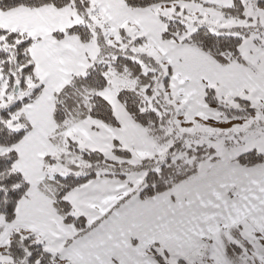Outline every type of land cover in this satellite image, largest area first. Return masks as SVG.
Instances as JSON below:
<instances>
[{
    "label": "snow or ice",
    "instance_id": "6c2138e0",
    "mask_svg": "<svg viewBox=\"0 0 264 264\" xmlns=\"http://www.w3.org/2000/svg\"><path fill=\"white\" fill-rule=\"evenodd\" d=\"M2 2L14 3L15 0ZM127 2L131 4L135 0ZM187 7L178 6L174 12L185 15ZM240 8L238 18L213 22L207 35L203 34L204 20L199 21L200 26L195 21L186 26L178 25L181 30H172L165 25L161 33L164 59L157 61L163 73V80L159 83L169 93L166 97L171 102L169 107L182 104L185 86L195 83L203 92L211 115L202 113L193 119L175 107L177 119H169V126L165 128V114L157 104L159 89L154 86L158 82L155 73L146 71L143 61L133 59V63L139 64L142 76L153 77L152 83L143 86V101L137 109V120H142L145 113L152 115L159 121L164 142L150 138L148 128L134 123L126 130L128 135L133 139L143 136L150 150L138 153L122 139L116 140V145H120L116 148L117 153L127 159L113 156L112 160L130 167L149 160L155 166L139 176L120 172L111 199H116L121 191L124 195L106 211L110 200L99 204L91 201L95 199L93 193L99 186L108 184L106 177L109 174L78 171L76 176L78 179L83 176V183L63 192L59 201L49 199L54 210L48 222L51 240L47 239L48 233L44 229L25 218V210L39 185L34 184L22 166L21 146L37 128L31 112L39 111L44 105L52 108L74 80L90 79V70L95 64L86 60L78 66L61 70L53 81L29 45V41L35 39L31 34L23 40L17 38L23 33L0 30V41H14L17 49H24L18 59L27 57L25 63H18V75L7 71L5 82V66L10 64L12 53L0 49V264H100L94 251L106 240L113 239L110 226L133 208L136 203L133 198L152 199L168 192L158 178L165 180V174L177 167V161L205 143L213 154H217L218 148L223 147L226 140L230 141L240 164L246 161L264 163V86L246 84L233 93L229 79L234 70L241 69L250 80L264 81V0H240ZM5 11L0 9V15ZM120 33L125 34V29L121 28ZM129 39L133 45H141L139 51L136 47L131 49L133 56L146 55L143 45L148 42L147 35H132ZM196 40L202 43L188 46V41ZM117 44L122 50H128L123 40L118 38ZM190 57H198L204 70L190 67ZM117 59L119 57H113L114 61ZM99 75L104 88L97 90L96 94L103 99L112 82L107 65ZM208 96L212 97V103H208ZM54 118H60V114L54 112ZM113 119L116 124L121 123L115 114ZM193 137L196 139H189ZM207 137H216L217 142L213 144L207 141ZM181 139L187 151L177 153L174 149ZM191 159H185L184 163L190 164ZM208 159H214V155ZM63 175L54 172L53 178ZM176 175H180L179 171ZM145 178L155 183L141 187ZM169 199L175 201L177 198L169 194ZM84 207L96 211L90 213ZM180 207L186 210L174 227L169 225L159 238L155 235L144 239L133 237L123 254L110 255L107 264H264V184L225 186L223 191L216 193L211 204L197 200L193 195L186 206L180 201Z\"/></svg>",
    "mask_w": 264,
    "mask_h": 264
},
{
    "label": "crops",
    "instance_id": "0c3cea01",
    "mask_svg": "<svg viewBox=\"0 0 264 264\" xmlns=\"http://www.w3.org/2000/svg\"><path fill=\"white\" fill-rule=\"evenodd\" d=\"M89 1L92 5L97 6L98 14L113 28H126L127 25H130V28L125 29L127 33L135 34L136 31L139 35H147L148 41L154 45L164 59L161 52L163 26L156 15L157 7L130 10L123 5L121 0ZM199 7L201 8L200 5ZM78 22L79 18L69 8L61 10L52 7H43L35 10L15 9L0 15L1 27L24 33L27 36L31 34L36 39L32 45L33 52L36 58L46 67L53 81H55L61 70L78 66L86 60L93 62L98 60L99 52L96 54L88 50L90 43L83 44L74 36L66 37L61 41H56L52 37L54 32L63 31ZM188 64L190 67L204 70V66L198 57H190ZM229 79L233 84V93L246 84H252L255 87L264 86V81H259L258 79L250 80L248 74L241 69L234 70L230 74ZM204 98L199 85L195 83L186 85L182 103L185 113L193 118L202 113L213 114L206 106ZM103 99L110 105L115 117L121 121L118 124V131L121 132L129 146L136 149L138 153L150 150V145L143 136L138 135L133 139L128 135L126 130L135 122L127 114L123 106L117 102L116 96L106 90ZM54 108L55 105L52 108L44 105L41 106L39 111L34 110L31 112V118L36 122L37 128L21 146L23 153L22 166L32 178L34 184L39 186L45 178V156L57 154L55 145L51 141L57 131V125L54 120ZM72 125L74 126L70 128V131L75 136L84 140L89 147L101 153L107 160L113 161L112 141L120 140V134L115 130H110L111 128L99 121L90 118ZM100 128L104 130H98ZM258 167H264V164ZM245 169L236 164L235 158L230 162L229 168L223 173L228 172L222 177L217 176V172L210 173L211 169L205 170L200 174L198 171L196 177L168 190L163 195L144 200L134 197L133 199L136 200V203L133 208L110 226L113 239L106 240L102 247L95 249L94 256L100 264H107L110 255L123 254L133 237L140 236L144 239L149 235H155L159 238L169 225L174 227L175 223H178L182 218L186 208L181 209L180 201H183L186 206L193 195H196L197 200L211 204L216 193L223 191L225 186L231 188L233 185L239 187L241 184L248 183H252L254 186L264 184V169L260 174L256 175L239 174V171H245ZM106 179L108 184L100 185L98 190L93 193L95 199L91 201L99 204L105 200H110L105 211L107 208H111L112 204L116 203L124 195V192L121 191L116 195V199H111L113 196L112 189L115 187L117 179L108 177ZM207 179L208 181L204 185L203 183ZM210 181L214 183H209ZM169 194L174 195L177 199L175 201L170 200ZM49 199L40 191L39 187L34 189L32 202L29 208L25 210V218L35 226L44 229L48 233L47 239L51 240L52 231L48 222L54 215V210L49 204ZM81 206L83 207V205ZM84 210L90 213L96 211L87 207H84ZM157 225H162L163 227H157Z\"/></svg>",
    "mask_w": 264,
    "mask_h": 264
},
{
    "label": "trees",
    "instance_id": "16d2710c",
    "mask_svg": "<svg viewBox=\"0 0 264 264\" xmlns=\"http://www.w3.org/2000/svg\"><path fill=\"white\" fill-rule=\"evenodd\" d=\"M123 5L130 9V10H142V9H149L153 7H158L161 5H169V4H178V3H188V4H197L200 5V0H135L134 3L129 4L127 0H121ZM43 7H52L57 10L69 8L74 11L76 16L79 18V23L74 26H71L63 31H57L52 34V37L56 41H61L66 37L74 36L78 38L83 44L90 43L93 33V16L97 14L94 12L92 8V3L89 0H15L14 3L12 2H2L0 0V9H5V12H9L15 9H28V10H35L40 9ZM177 9V8H176ZM221 15L224 17L235 19L238 18L241 12L240 8V0H234V4L230 8H218L217 10ZM186 13V12H185ZM99 15V14H97ZM96 16V15H95ZM100 16V15H99ZM158 20L163 26V32L165 25H168L172 30H181L178 25H185V19L181 16H174L172 19L167 18L163 15H157ZM101 19H103L101 17ZM84 21L88 24H80L81 21ZM104 20V19H103ZM105 24L111 27L116 34L123 39L128 40V35H139L138 32L135 31V34H130L125 30V34L120 33V29L113 28L108 24L106 20H104ZM130 25H127L126 28H130ZM100 33V41L99 45V59L101 58V62L94 63V69H91V76L90 79L84 80H74L72 85L65 89L64 92L60 94L56 103L54 112L60 114V118H54L55 123L57 125V131L55 136L58 133H61L64 129V124L71 121L72 123H79L84 121L85 119H93L99 121L100 123L108 126L111 129L117 130L119 125L114 122L113 119V111L110 105L105 102L99 95H97V90L104 88V82L100 77V73L105 71V65L108 66V70L110 73L115 75L117 78L124 79L132 83L130 88H122L120 89L117 94L119 93V103L123 106L124 110L127 109V114L130 118L138 125H142L149 129V137L152 139L160 140V142H164L161 138L163 137V133L159 131V121L154 120L152 115H148L145 113L144 118L142 120H137L139 115L137 109L140 107L143 101V86L146 84L152 83L153 77L149 75L144 77L140 74L139 64L133 63V59L139 58L142 59L146 64L149 65L153 64L156 66L155 60L150 59L148 56H129L124 55L122 51H119L113 47H110L105 44L104 42V35L101 33V29L99 26L94 27ZM0 30H7V33H21L18 31H12L0 26ZM208 27L203 26V34L207 35ZM162 32V33H163ZM24 34V33H23ZM18 39L27 40L28 36L26 34L18 36ZM167 38V37H165ZM36 39L29 41V45H33ZM126 42V41H125ZM202 42L199 40L196 41H188V46L193 44L200 45ZM219 43V42H217ZM133 45V44H132ZM133 46H141L140 44H136ZM0 49H7L11 56V62L9 65L5 66L6 71L4 72L5 82L7 81V71H14L18 73V63L22 64L25 63L27 57L24 59L19 60L18 58L23 54L24 49H17L14 41L3 40L0 41ZM157 53V52H156ZM158 54V53H157ZM113 57H119L117 60H113ZM159 61H162L163 58L158 55ZM157 67V70L154 71L156 80L158 81L154 86L159 89V100L157 101L158 107L161 113H164V120L165 125L164 127L167 128L169 125L167 121L169 119L174 120L176 113H174V109L169 107L165 95L169 94L166 90V87H161L159 81L163 80V73L161 69ZM2 87V85H0ZM110 88L108 85L107 89ZM116 94V99H117ZM88 96L89 98H87ZM208 103H212L213 99L211 96L207 97ZM205 102V98H204ZM207 106V105H206ZM229 115H232L229 112ZM52 141V139H51ZM116 140L112 141V154L113 156H117L118 159H127L126 157L120 156L116 148L120 145H116ZM212 143L217 141V138L209 139ZM53 143V142H52ZM55 144V142L53 143ZM194 147V146H193ZM68 152L64 154L57 155L54 159H45L44 160V171H45V178L42 181L41 185L39 186L40 191L49 197L50 199H55L59 201L60 196L63 192L67 191L68 189L74 187L77 183H83L84 178L81 176L79 179L76 176V173L79 171L81 173H91L95 174L97 171L108 173V178H115L120 172H125L128 174L136 173L138 171H148L151 170L155 165L152 161L145 160L141 165L137 167H130V166H121L114 161L107 160L101 153L96 151H84L81 152L76 149V144L70 143L69 148H66ZM177 153L186 152L183 140H179L177 142V146L174 149ZM210 155H214L212 149L208 147V144H204L201 148H196L195 151L187 152V156L183 157L181 160L177 161V167L173 168L165 174V180H159V183L163 184L164 187H167L168 190L173 189L174 187L189 181L190 179L197 176L198 173V166L202 161L208 159ZM73 158V159H72ZM191 159L190 164H185V159ZM71 159V160H70ZM51 164L60 167L62 172L65 174L63 176H56L53 178V174L51 172H55L56 169L50 168L46 169L47 166ZM89 164L91 165L89 167ZM236 164L242 168H250L255 166L261 165L263 163L254 162V161H246L245 164H240L238 158L236 159ZM254 166V167H255ZM179 171L180 175L177 176L176 173ZM66 172H68L66 174ZM117 174L113 176L111 174ZM179 181H182L179 182ZM155 183L154 181H149L146 178L144 179V186ZM140 199H148L147 197H140ZM59 208L60 205L57 204Z\"/></svg>",
    "mask_w": 264,
    "mask_h": 264
},
{
    "label": "rangeland",
    "instance_id": "374dc122",
    "mask_svg": "<svg viewBox=\"0 0 264 264\" xmlns=\"http://www.w3.org/2000/svg\"><path fill=\"white\" fill-rule=\"evenodd\" d=\"M234 4V0H200V6L197 4H188V3H178V4H169V5H161L158 6L156 9V15H163L167 18H173L174 16H182L185 19V25H187L189 22L191 21H195L197 26H200L199 21L200 20H204L205 23L203 26H206L209 28V26L212 25L213 22H223L226 19H230L227 17H224L223 15H221V13H219L217 10L218 8H230L232 7V5ZM181 5H187L188 7L185 9V15H178L176 12H174V9L178 8V6ZM193 5H197V6H193ZM92 8L94 9V12H97L98 14V9L97 6L92 5ZM95 14L93 16V26L97 27L99 26L101 29V33H103L104 35V42L106 45L113 47L119 51H122L124 55H129V56H133L131 49L133 47L132 42L130 41V39L125 40L123 39V37H120L118 34H116V31H114L111 27L107 26L104 22L103 19H101L102 16H99ZM80 22V21H79ZM78 22V23H79ZM82 24H88L86 22H84L83 20L80 23ZM92 30L93 36L90 44L88 45V50L91 53H96L98 54L99 52V41H100V33L99 31H97L96 29ZM129 37L132 35H128ZM128 37V38H129ZM121 39L124 41V44L127 47V51L122 50L121 46L117 44V40ZM126 41V42H125ZM111 42V43H110ZM137 50L139 51L141 46L136 47ZM143 51L146 53V56L151 57L152 59L155 60L156 66L159 67L157 61H159V57L158 55H160L158 53V51L156 50V48L154 47V45L151 42H147V44L143 45ZM158 54H157V53ZM161 56V55H160ZM137 57V56H135ZM162 57V56H161ZM163 58V57H162ZM138 61H143L142 59L137 58ZM101 58L95 61L94 63H99L101 62ZM147 62L143 61V65L145 66V70L146 71H150V72H154L157 70V67L154 66L153 64L147 65ZM160 68V67H159ZM161 69V68H160ZM111 79V84H110V88L107 89V91L110 92V94L116 96L117 92L122 89V88H130L132 86V83H130L127 80L124 79H120L117 78L115 75H113L111 73L110 76ZM163 95H165V99L168 96V94L166 95V93L164 92ZM87 98H89L88 96H86ZM168 105L171 103L169 100H167ZM175 107H179L181 114L185 113V108L182 106V104L177 105V106H173L172 108L174 109V113H175ZM191 117V116H190ZM180 118H183V116L181 115ZM193 118V117H192ZM177 119V116L175 115L174 120ZM195 119V118H193ZM199 123H204V121H199ZM73 123L71 121L67 122L64 124V129L62 130L61 133H58L56 136L52 137V142H55V148L57 151V154L54 156H50V158L54 159L57 155L59 154H64L66 152H68L66 150V148H69L70 143H74L76 144V149L84 152V151H95L94 149H92L91 147H89L87 145V143L82 140L81 138H79L78 136H75L72 131H70V128H72L74 125H72ZM222 127H227V125H222ZM98 130H104L102 128L98 129ZM107 130V129H106ZM110 130H115V129H110ZM118 134H120V139H122L124 141L125 144H128V142L125 140V138L121 135V132L117 130H115ZM211 138H216V137H207V141H209V139ZM190 140L196 139L195 137L193 138H189ZM211 142V141H209ZM217 141H215L216 143ZM212 143V142H211ZM213 143V144H215ZM207 144V143H205ZM195 147V145H193ZM113 147V146H112ZM237 159L236 157V150L233 148L232 144L230 141H225V144L223 147L218 148V152L217 154H214V159H206L205 161H202L199 166H198V171L199 174L203 173L205 170L211 169L210 173H214L217 172V176L222 177V175H224L225 173H223L227 168H229V164L230 162L233 161V159ZM73 159V158H72ZM71 160V159H70ZM218 163V164H217ZM264 164V163H263ZM261 164V165H263ZM203 165V166H201ZM260 166V165H258ZM250 167V168H246L245 171L241 170L239 171V174H249V175H256V174H260L262 172V170L264 169V167ZM226 167V168H223ZM50 168H54L56 169V173H63L60 167H57L56 165H53L50 163L49 166L46 167V169H50ZM221 168V169H219ZM255 168V169H253ZM257 168V169H256ZM248 169V170H247ZM144 171H138L136 173H133L132 176H139L141 173H143ZM264 172V171H263ZM54 172H51V174H53ZM68 172H66L67 174ZM223 173V174H222ZM229 173H231V171H229ZM208 181L205 180V182L203 183L205 185V183ZM209 183H214L213 181H210ZM144 186V184L142 185V187Z\"/></svg>",
    "mask_w": 264,
    "mask_h": 264
}]
</instances>
